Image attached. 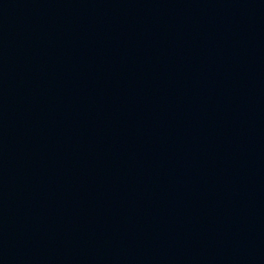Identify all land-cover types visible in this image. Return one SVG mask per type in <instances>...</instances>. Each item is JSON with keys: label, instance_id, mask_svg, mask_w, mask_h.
Here are the masks:
<instances>
[{"label": "water", "instance_id": "obj_1", "mask_svg": "<svg viewBox=\"0 0 264 264\" xmlns=\"http://www.w3.org/2000/svg\"><path fill=\"white\" fill-rule=\"evenodd\" d=\"M0 264H264V0H0Z\"/></svg>", "mask_w": 264, "mask_h": 264}]
</instances>
